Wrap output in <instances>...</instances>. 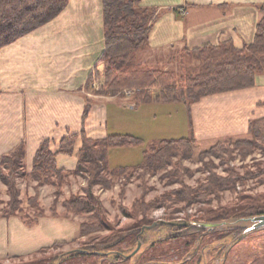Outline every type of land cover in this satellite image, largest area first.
<instances>
[{
    "label": "trees",
    "instance_id": "trees-1",
    "mask_svg": "<svg viewBox=\"0 0 264 264\" xmlns=\"http://www.w3.org/2000/svg\"><path fill=\"white\" fill-rule=\"evenodd\" d=\"M68 3L69 0H0V51L6 45L53 20L67 7ZM102 4L105 49L99 62L105 66V84L98 93L116 95L131 90L135 105L148 103L153 99L183 102L187 106L192 125L194 103L207 96L254 87L258 77L264 75V16L258 20L254 39L250 43L237 46L232 39H226L217 43L207 42L193 48L186 46L172 58L179 59L177 62L181 63L180 67L172 65L170 68H164L160 65L141 62L137 57V53L149 45L150 32L158 15L157 7L143 6L141 0H102ZM177 55L179 57H176ZM261 104L264 105V100ZM90 107L85 108L84 120ZM249 134L251 136L235 141L229 139L224 142L219 139L200 155H221L231 143L244 155L252 152L259 146L257 140L264 137V116L250 121ZM79 140L81 145L77 151ZM197 142L198 138L192 129L190 136L161 139L151 143L144 149L139 164L111 167L108 158L112 147L135 146L143 143V139L131 133H110L105 137L96 138L89 136L83 127L79 132H69L62 136L57 150L51 148L50 139L42 140L35 153L33 167L31 171H28L24 160L26 144L22 141L14 150L4 154L0 159V180L7 185L10 195L7 206L1 208L0 216L19 215L27 224L33 225L46 214L44 208L40 207L38 191L34 196L29 197V203L39 207L37 214L32 217L20 214L23 211V200L20 197L17 177L28 175L38 182L36 190L44 183L56 187L55 199L50 208L52 216L85 215L88 217L80 223L81 236L106 228L111 229L110 237L91 246L75 249L72 252L73 255L95 257L98 259L97 264H117L122 261L128 263L132 257L128 258L126 255L136 248L139 239L145 240L144 233L141 234L142 227L153 221L148 220L146 223L140 221L130 228L113 229L107 221V208L93 190L94 185L109 187L116 174L124 173L131 167H144L155 171L174 164L176 167L172 169V175H174L176 169L179 168L181 171V165L177 164L175 159L193 157ZM74 154L77 156L75 169L67 170L59 166V155ZM72 174L87 178L88 185L83 193H74L66 197L62 202L64 212H59L58 197L62 194L65 180ZM261 175H264V166L257 171L247 170L245 174H240L231 167L226 176L214 172L200 187L192 188L184 183L164 198L184 201L186 204L208 202L210 196L220 195L222 191L234 189L239 182L243 183L246 179ZM261 207L243 210L238 215H231L228 212L229 215L224 214L219 219L262 214L264 204ZM125 212L129 214L127 210ZM199 219L202 220V218ZM165 225H167L165 222H160L151 229ZM223 235H226V231L222 233ZM110 240L115 242L110 244ZM126 240L130 241L128 248L121 247V243ZM65 244L67 242H56L52 247ZM153 244L150 247H153ZM63 255L60 264L68 257Z\"/></svg>",
    "mask_w": 264,
    "mask_h": 264
},
{
    "label": "rangeland",
    "instance_id": "rangeland-1",
    "mask_svg": "<svg viewBox=\"0 0 264 264\" xmlns=\"http://www.w3.org/2000/svg\"><path fill=\"white\" fill-rule=\"evenodd\" d=\"M141 54L142 52L140 57ZM146 59L147 63L163 65L156 63L155 59ZM178 60L177 58L171 61V64L180 67L181 63L179 64ZM90 73L85 82L86 86L84 85L85 89L82 91L86 100L85 108L91 106L90 98H95L99 94L118 97L123 105L129 102L127 98H130L131 102L126 104L128 106L126 113H123L120 108L119 112L122 114L119 115L121 116L119 118L112 116L118 110L111 107L113 111L111 112L110 128L118 132L125 131L143 139V143L135 146L112 147L109 152V164H134L137 161L139 163L144 149L148 148L151 143L161 139L191 135L192 125L187 106L183 102L153 99L151 102L139 103L131 107L129 104L136 103L132 100L133 92L131 90L116 95L97 93L105 82L100 84L101 81L95 78V75L98 74L97 68L91 70ZM262 95H264V85L256 84L251 88L207 96L194 103L192 107L199 106L198 113L213 116L212 124L215 126H212L213 130L205 131L198 137L193 157L182 160L175 159L177 164L181 165V171L179 168L176 169V174L172 175V169L176 168L174 164L155 171L144 167H131L124 173L116 174L109 187L94 185L93 190L100 196L107 208V221L113 229L130 228L133 224H138L140 221L146 223L148 220L153 222L147 225H152L155 222L167 224L155 229L150 228L151 230L145 229L141 234L144 233L146 241H142L140 252L133 256L128 263L122 261L117 264H178L179 262H182L181 264H206L207 261L209 264H264V227L243 234L248 225H241L240 222V224L215 227L212 230L194 223L187 225L170 223L221 221L219 218L224 214L225 216L230 213L238 215L243 210L262 208L261 206L264 204V175L246 179L243 183L239 182L234 189L222 191L220 195H212L208 202L186 204L184 201L164 198H167L173 190L180 188L184 183L192 188L200 187L214 172L226 176L231 167L240 174H245L247 170L257 171L259 168H263L264 137L257 140L259 146L247 155H244L233 143L229 144L221 155H200L202 151L211 147L219 139L225 142L229 139L235 141L251 136L248 135L250 121L264 116V105L261 104L264 100L261 99L264 97H259ZM1 96L2 94H0V98ZM229 103H232L231 107H229ZM218 113L219 115H217ZM247 118H249L247 132L240 131L242 133L236 132L235 134V127L240 128L239 126L245 123ZM202 129L205 130L204 127ZM180 165L178 166L180 167ZM17 184L20 197L23 200V211L20 212L22 216L32 217L37 214L39 207L29 203V197L34 196L37 191L40 207L44 208L46 214L51 215L50 208L54 202L56 190L54 185L44 183L36 190L38 182L28 175L18 176ZM87 185V178L84 176L70 175L63 184L62 194L58 197L57 210L64 212L63 200L71 194L83 193ZM9 198L7 185L0 180V212L1 208L7 206ZM70 217L81 222L88 218L85 215ZM231 230L233 231L229 233ZM224 231H226V235L222 236ZM78 232L77 236L64 246L43 248L39 252L21 258L13 259L11 256H3L0 257V264H18L20 262L26 264H52L55 262V264H60L63 254L68 257L62 264H97L98 259L95 257L73 255L72 252L75 249H82L87 245L91 246L104 241L105 238L112 235L111 229L106 228L86 236L80 235V229ZM114 242L111 241L110 244ZM151 242L154 243L153 247L149 246ZM129 243L130 241L126 240L121 243V247L128 248Z\"/></svg>",
    "mask_w": 264,
    "mask_h": 264
},
{
    "label": "crops",
    "instance_id": "crops-1",
    "mask_svg": "<svg viewBox=\"0 0 264 264\" xmlns=\"http://www.w3.org/2000/svg\"><path fill=\"white\" fill-rule=\"evenodd\" d=\"M141 1L143 6L157 7L158 15L149 45L137 57L144 63L148 62L146 58L155 59L164 68H170L171 58L186 46L193 48L226 39H232L237 46L250 43L258 20L264 16V0ZM104 49L102 0H69L53 20L1 49L0 159L25 141V167L31 171L35 153L44 139H50L51 148L57 150L62 136L83 127L96 138L127 133L111 130L110 118L126 113L130 98L123 105L115 96L91 97L84 120L86 100L82 91L91 70L97 68L95 78L100 84L105 82V66L99 62ZM262 81L264 76L260 75L257 85H264ZM228 105L231 107L232 103ZM111 107L118 110L112 116ZM198 108L192 107V129L197 138L215 126L213 116L198 113ZM248 121L249 118L240 128L236 126L235 134L247 132ZM80 145L81 140L77 151ZM137 162L110 166H133L140 163ZM58 164L73 170L77 156L59 155ZM80 223L73 217L48 213L33 225L19 215L0 216V257H26L43 248H53L56 242H70L79 233Z\"/></svg>",
    "mask_w": 264,
    "mask_h": 264
},
{
    "label": "water",
    "instance_id": "water-1",
    "mask_svg": "<svg viewBox=\"0 0 264 264\" xmlns=\"http://www.w3.org/2000/svg\"><path fill=\"white\" fill-rule=\"evenodd\" d=\"M239 222L241 223V225L242 224L248 225V228L243 232V234H246L247 232L253 231L255 229L263 228L264 227V213L253 215V216H247V217H241V218H231V219L214 221V222H208V221L187 222L185 221V222H170V223L175 224V225H187L190 223H194L196 225L207 227L209 230H212L215 227H219V226H228V225H233L235 223L240 224ZM158 223L160 222H155L152 225L143 226L142 232H144L145 229L153 228ZM151 243L149 244V246L151 245ZM142 245H143L142 240L139 239L136 248L130 254H127L126 257L129 258V257L135 256L137 253L140 252ZM224 260H225V256H224Z\"/></svg>",
    "mask_w": 264,
    "mask_h": 264
}]
</instances>
